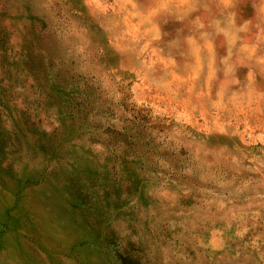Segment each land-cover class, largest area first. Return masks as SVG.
<instances>
[{"label":"clouds","instance_id":"clouds-1","mask_svg":"<svg viewBox=\"0 0 264 264\" xmlns=\"http://www.w3.org/2000/svg\"><path fill=\"white\" fill-rule=\"evenodd\" d=\"M0 264H264V0H0Z\"/></svg>","mask_w":264,"mask_h":264}]
</instances>
